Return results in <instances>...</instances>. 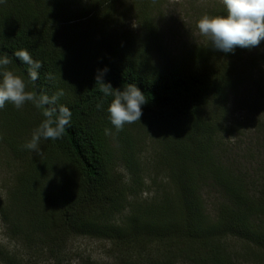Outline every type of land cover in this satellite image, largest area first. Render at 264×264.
Wrapping results in <instances>:
<instances>
[{"label": "trees", "instance_id": "trees-1", "mask_svg": "<svg viewBox=\"0 0 264 264\" xmlns=\"http://www.w3.org/2000/svg\"><path fill=\"white\" fill-rule=\"evenodd\" d=\"M143 2H136L135 11L145 33L156 39L154 6ZM114 3L0 0V57L11 59L7 67L23 77L26 90L49 97L63 90L54 106L72 112L63 137L41 138L37 154L23 146L44 119L43 109L31 102L19 110L10 103L0 109V148L21 163L6 202L0 196L1 220L27 240L109 241L123 264H264V167L251 176L220 155L216 143L230 96L245 80L238 64L253 48H262L264 62V40L231 52L208 46L207 53L157 64L149 43L105 33ZM215 15H226V9ZM21 49L43 65L35 82L14 55ZM250 56L247 61L255 64ZM104 68L105 83L121 90L136 84L148 101L141 120L120 131L107 111L113 97H105L96 81ZM137 128L158 129L157 154L168 187L157 198L131 202L146 186L134 165L141 147L131 139ZM260 133L264 138V127ZM118 154L130 173L127 180L117 170ZM207 187L222 196L214 216L205 205ZM229 240L245 244L243 256L228 247Z\"/></svg>", "mask_w": 264, "mask_h": 264}, {"label": "rangeland", "instance_id": "rangeland-1", "mask_svg": "<svg viewBox=\"0 0 264 264\" xmlns=\"http://www.w3.org/2000/svg\"><path fill=\"white\" fill-rule=\"evenodd\" d=\"M81 1L84 4L88 2ZM137 1L142 6V0H115L109 10L110 24L105 33L118 37L129 34L135 36L138 44L149 43L157 64L163 63L166 58L182 59L199 52L207 53L205 48L212 45L199 34L196 22L204 14L215 15L217 11L225 9L221 0H146L143 4L154 6L152 16L156 24V40L150 39V35L143 29L142 21L138 19L136 11L140 7L136 5ZM260 50L262 48H253L243 56L242 64H238L244 72L245 80L230 96L229 111L216 141L218 153L233 163L238 162L240 168H245L251 176L255 175L257 169L264 167V138L260 133L264 127V62L258 56L262 55ZM249 55L256 59L255 64L247 61L246 57ZM133 131L132 141L141 146L136 152L134 165L146 186L144 192L130 201H149L155 196L157 198L168 187V172L157 154L159 131L147 128ZM112 144L119 151L124 148L116 139ZM39 148L41 149L40 144ZM118 157L116 167L120 178L127 180L130 173L123 157L120 154ZM20 164L13 153L6 148H0V196L5 202L15 185L16 173L21 169ZM204 199L207 212L211 216L216 215L222 202L221 194L216 189L207 187ZM117 220L121 219L117 217ZM11 229L0 217V264H8L7 261H11V264L120 263L115 260V245L103 239L73 236L61 240L60 243L40 237L27 240L23 233L13 235ZM227 245L237 251L238 258L244 255V243L229 240ZM4 258L9 259L5 262ZM178 264L189 263L182 261Z\"/></svg>", "mask_w": 264, "mask_h": 264}, {"label": "clouds", "instance_id": "clouds-1", "mask_svg": "<svg viewBox=\"0 0 264 264\" xmlns=\"http://www.w3.org/2000/svg\"><path fill=\"white\" fill-rule=\"evenodd\" d=\"M221 2L226 9V15L201 16L196 22L199 34L215 49L223 52H231L236 47L258 46L264 40V0H221ZM14 55L29 66L28 76L35 82L38 79V70L43 67L41 61L34 60L25 49L16 51ZM11 62L7 55L0 57V109L10 103L19 110L26 102L43 109L44 119L32 133L31 139L23 146L39 154L41 138L58 140L63 137L66 126L70 124L72 112L64 105L58 108L54 106L64 95L63 90H58L51 97L47 94L38 96L35 92L26 90L23 77L7 67ZM107 71V68L98 70L96 81L105 97H113L107 111L111 124L120 131L125 124L141 120L142 106L148 101L136 84L129 83L121 90L114 89L110 83H105L102 76ZM101 106L97 105L98 108Z\"/></svg>", "mask_w": 264, "mask_h": 264}]
</instances>
